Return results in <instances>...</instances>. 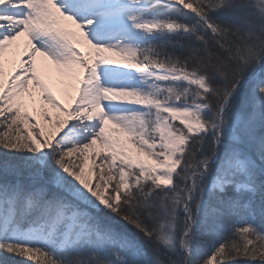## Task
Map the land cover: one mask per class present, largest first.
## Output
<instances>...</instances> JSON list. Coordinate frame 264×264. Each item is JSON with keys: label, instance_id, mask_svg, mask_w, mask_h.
<instances>
[{"label": "snow or ice", "instance_id": "1", "mask_svg": "<svg viewBox=\"0 0 264 264\" xmlns=\"http://www.w3.org/2000/svg\"><path fill=\"white\" fill-rule=\"evenodd\" d=\"M0 264H264V0H0Z\"/></svg>", "mask_w": 264, "mask_h": 264}]
</instances>
